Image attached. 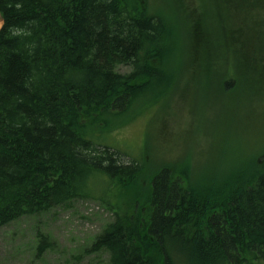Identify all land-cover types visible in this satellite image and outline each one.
<instances>
[{
	"label": "trees",
	"instance_id": "16d2710c",
	"mask_svg": "<svg viewBox=\"0 0 264 264\" xmlns=\"http://www.w3.org/2000/svg\"><path fill=\"white\" fill-rule=\"evenodd\" d=\"M209 1L208 15L174 24L141 0H0V230L89 197L100 181L124 197L86 251L108 264L264 263V164L194 189L187 167L145 172L93 140L138 101L150 105L152 87L180 84L175 67L229 72L233 60L245 90L264 79V0Z\"/></svg>",
	"mask_w": 264,
	"mask_h": 264
},
{
	"label": "rangeland",
	"instance_id": "374dc122",
	"mask_svg": "<svg viewBox=\"0 0 264 264\" xmlns=\"http://www.w3.org/2000/svg\"><path fill=\"white\" fill-rule=\"evenodd\" d=\"M141 1L151 13L162 11L174 24L176 19L195 22L210 9L206 6L209 0ZM202 54L200 50L196 53L199 61ZM212 66L204 62L202 66L175 67L182 74L180 84L152 87L149 102H145L150 105L138 101L133 110L114 121L113 130L93 138L95 144L118 151L123 163L139 162L145 172L171 166L181 167L177 172L183 173L187 167L195 174L190 182L194 189L205 185L214 189L228 181L235 167L249 173L251 161L264 164V79L245 90L244 77L233 60L229 72H216ZM253 68L248 65L242 71ZM118 71L125 74L130 69L120 67ZM227 76L240 83L225 88L221 82ZM98 184L89 197L3 227L0 264H108V253L86 251L114 221L121 207L117 203L124 197L118 202L120 195L113 194L121 186Z\"/></svg>",
	"mask_w": 264,
	"mask_h": 264
},
{
	"label": "water",
	"instance_id": "95a60500",
	"mask_svg": "<svg viewBox=\"0 0 264 264\" xmlns=\"http://www.w3.org/2000/svg\"><path fill=\"white\" fill-rule=\"evenodd\" d=\"M4 26H5V20L3 19V17L0 14V33L2 32Z\"/></svg>",
	"mask_w": 264,
	"mask_h": 264
}]
</instances>
